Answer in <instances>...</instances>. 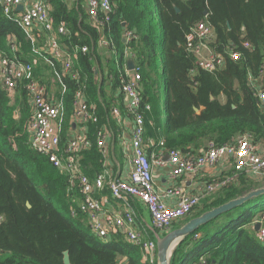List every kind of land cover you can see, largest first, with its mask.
Returning <instances> with one entry per match:
<instances>
[{"label":"trees","instance_id":"1","mask_svg":"<svg viewBox=\"0 0 264 264\" xmlns=\"http://www.w3.org/2000/svg\"><path fill=\"white\" fill-rule=\"evenodd\" d=\"M109 1V22L93 27L81 0L76 5L70 0H48L55 27L60 23L66 26L67 35L59 37L61 46L88 49L78 52L74 63L78 80L65 75L60 82L52 80L55 72L61 73L60 64L51 60V66L45 62V54H35L12 19L18 12L13 11L8 19L0 6V52L33 64L34 77L48 91L54 88L56 97L61 96V84L66 88L61 145L72 128L69 119L74 93L80 85L86 88V102L94 107L98 121L87 123L91 147L80 155L83 174L92 179L104 170L105 157L96 144L98 129L107 127L118 141L111 110L118 105L123 114L118 97L129 60L140 74L142 106H149L142 111L145 143L154 142L147 148L148 154L158 151L159 142L163 148L191 155L208 142L220 146L242 135L250 136L253 143L264 142V107L249 85L250 78L258 79L264 61V0ZM203 20L213 29L210 49L224 59L223 67L212 73L198 68L194 54L186 49L187 35ZM122 24L123 33L131 31L133 40L123 41ZM100 35L111 45L105 53V65L98 50ZM34 38L36 47L46 44V36L40 32L34 31ZM245 43L249 48L243 46ZM229 51L238 53V60H232ZM95 72L100 77L97 81ZM106 80L110 81L108 95ZM162 82L167 95L165 122ZM30 115L24 83L18 84L12 96L0 85V264H64V252L69 255V264H118L120 259L123 264H144L139 249L122 234L104 242L90 231L85 214L70 215L80 202L79 190L69 185L66 174L30 147L26 131ZM120 150L119 160L117 148L116 153L111 149L108 158L114 156L121 163ZM262 187L264 184L241 174L234 184L203 200L174 228ZM103 193L108 195L107 188ZM260 198L264 195L198 228L175 249L171 264H264V245L258 243L251 228L254 215L250 204ZM146 230L147 237L153 239L150 229Z\"/></svg>","mask_w":264,"mask_h":264},{"label":"built area","instance_id":"2","mask_svg":"<svg viewBox=\"0 0 264 264\" xmlns=\"http://www.w3.org/2000/svg\"><path fill=\"white\" fill-rule=\"evenodd\" d=\"M79 0H70L74 5ZM86 15L93 27L100 26L102 22H109V13L112 11L109 0H81ZM3 15L11 19L12 12H18L14 22L23 30L32 51L37 54H45V62L53 66L51 60L60 64L61 73H54L53 81L68 75L72 80H78L74 69L78 52L86 53V46L75 47L72 50L63 48L59 43V37L67 35L66 26L60 23L55 27L50 15L48 0H0ZM22 6V11L16 8ZM104 15L103 19H99ZM102 20V21H101ZM34 31L46 36V44L36 47ZM133 40V33L124 34V41ZM213 40V29L206 20L199 22L186 37V49L194 54L197 66L206 72H215L224 65V59L215 55L210 49ZM110 42L103 35L99 37V47L104 50L110 48ZM249 48L248 44H243ZM15 52L16 48L12 46ZM129 53L127 59H129ZM232 60H238L239 54L229 51ZM33 64L20 61L16 57H8L0 52V85L9 94H12L20 82L24 88L31 106V115L27 123L26 131L29 135L30 147L38 154L46 157L48 162L59 172L68 176L70 186L78 188L81 199L77 209H71L70 215L75 217L77 212L87 216L90 231L94 236L104 242L112 236L122 234L125 240L137 247L140 252V261L144 264H157V249L154 238L149 239L146 229L155 230L160 236H164L174 229V226L188 218L196 211V208L205 199L218 193L222 188L234 184L238 176L243 174L264 184V152L259 149L257 143H253L248 135L237 137L231 143L217 146L214 142H208L204 149L197 154H184L177 150L163 148L162 142L158 143V151L147 153L149 145L144 140L143 110H149V106H142L140 94V74L138 68L129 71L125 69L126 77L121 80L119 98L123 107V115L130 119L129 137L126 140L118 135V141L122 149V162L119 163L112 156L113 169L116 172L97 174L90 179L82 173L80 160L81 153L91 147L88 136L87 123H97L98 118L93 106L86 102L85 87L79 86L74 93L73 113L69 119L71 129L68 131L67 141L60 144V135L63 130L65 107L63 95L65 86L61 84V96L56 97L54 92L48 91L33 75ZM95 72V80H99ZM249 85L254 95L264 107V63L261 66L258 79H249ZM120 108L113 107L111 118L120 122L123 117ZM109 129L103 127L96 131V144L105 157L111 153L107 138ZM127 145L129 152L124 147ZM125 161V166L123 165ZM223 164L227 171L220 177H203L201 173L209 170L206 176H213ZM166 174L167 186L163 189L154 185V173L163 170ZM204 174V175H205ZM191 184V191L185 186ZM107 188L108 195L104 189ZM133 200L139 201L149 213L150 227H137L138 213ZM166 200L173 204L168 205ZM122 203L120 211L113 210V203ZM1 219V218H0ZM259 223V228L254 231V237L258 243L264 245V212L254 216L251 228ZM120 259L118 264H123Z\"/></svg>","mask_w":264,"mask_h":264},{"label":"water","instance_id":"3","mask_svg":"<svg viewBox=\"0 0 264 264\" xmlns=\"http://www.w3.org/2000/svg\"><path fill=\"white\" fill-rule=\"evenodd\" d=\"M17 11H22V6L16 8ZM204 16L207 15V11H204ZM134 62L129 60L127 62V69L129 71L133 70ZM194 112L198 113V109L194 108ZM264 195V187L255 189L251 192H248L244 196L237 197L229 202L220 205L216 208L208 210L201 215L191 218L185 223H183L178 228H174L164 236H160L155 230L150 228V232L153 235V238L156 243L157 249V264H171L172 255L175 249L192 233H194L198 228L208 224L215 218L226 214L239 206L247 203L248 201L258 198ZM26 207L30 208L29 203H26ZM259 223L255 224L254 231H257L259 228ZM63 263L69 264V255L67 252L63 254Z\"/></svg>","mask_w":264,"mask_h":264},{"label":"crops","instance_id":"4","mask_svg":"<svg viewBox=\"0 0 264 264\" xmlns=\"http://www.w3.org/2000/svg\"><path fill=\"white\" fill-rule=\"evenodd\" d=\"M203 14H204V12H203ZM121 30H122V34H123V37H124V33H123L124 30H125L124 24H122ZM99 48H98V50H99V52H101L103 49H101V48L99 49ZM263 63H264V61H263ZM104 67L105 66H102V70H105L106 69ZM109 85H110V81L109 80H106L105 81V84H104V88L106 90L107 95L109 94ZM115 101H118V99H115ZM116 107H118V105ZM198 113H199V111H198ZM198 113H196V114H198ZM111 120H112V122L115 125V129L118 130L119 136L122 135V138L123 139L125 138L127 140L128 137H129V124H130V119L129 118H125L124 115H123V117H121L119 123L116 122L113 118H111ZM109 131H110V129H109ZM113 133H115V132H113ZM109 135L110 136H108L107 142L109 143V146L112 148V151L115 150V153H116V148L118 149V156H117V158L119 160L120 159V156H121V150H120V148L122 146H119L120 143H118V141L115 140V137L113 138V136L111 134V131H110V134ZM116 141H117V143H116ZM165 173L167 174V169H165V172L163 170H158V171H156L154 173V185H155L156 188L163 189V188H165L167 186L166 174ZM206 173L209 174L210 171L208 170ZM207 174H205V176ZM209 176H211V174ZM186 185L187 186H185V188L188 191H191L192 188H193V186L191 184H187V183H186ZM166 203L168 205L173 204V202L170 201V200H166ZM132 204L134 205V207L136 208V211L138 213L137 227H139V228H141V227H148L149 228L151 222L149 223L148 220H147V217H149V213L146 210V208L143 207L142 204L139 201H137V200H133V203ZM111 206H112L113 210L120 211L123 205H122V203L116 202V203H113Z\"/></svg>","mask_w":264,"mask_h":264},{"label":"rangeland","instance_id":"5","mask_svg":"<svg viewBox=\"0 0 264 264\" xmlns=\"http://www.w3.org/2000/svg\"><path fill=\"white\" fill-rule=\"evenodd\" d=\"M155 18H156L157 21H159V17L157 16V13H156V17ZM208 45H210V44H208ZM106 51L107 50H104V49L101 51V56L103 57V58H101L103 65H105V61H106V60H104V57H106V54H104V53H106ZM164 86H165L164 82H162L161 83V91H160V93H161V109H162V112L164 113V115L162 117L163 122H165V119H166L165 113H166V103H167V95H166ZM54 90H55L54 88H51L50 92H54ZM10 96H12V94H10ZM108 136H110V135L108 134ZM257 144H258L259 149L264 152V142H260V143H257ZM123 147H124L125 152L128 153L129 152L128 146L125 145ZM123 165L125 166V161H124ZM113 166L114 165L112 163V160L108 158V155H106L105 156V171L112 172V173L114 172L115 173L116 169L114 170ZM226 167H227V165L223 164L216 172L213 173V176H205L204 172L201 173V176H203L205 178H207V177H220V176H222L223 174L226 173V171H227ZM250 206H251V209L253 211V215L257 216L261 211L264 210V198H260L257 201L252 202L250 204ZM147 220L150 223V218L149 217H147ZM225 221H226L225 218L223 220H221V222L219 220L220 224H223Z\"/></svg>","mask_w":264,"mask_h":264}]
</instances>
